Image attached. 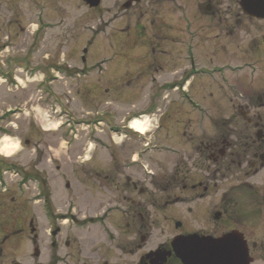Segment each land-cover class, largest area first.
Returning a JSON list of instances; mask_svg holds the SVG:
<instances>
[{
	"label": "rangeland",
	"instance_id": "rangeland-1",
	"mask_svg": "<svg viewBox=\"0 0 264 264\" xmlns=\"http://www.w3.org/2000/svg\"><path fill=\"white\" fill-rule=\"evenodd\" d=\"M116 2L120 0H102L100 7L91 9L83 0H0V136L5 131L9 143L14 142L18 147L9 154L0 153V158L24 166L32 175L42 170L39 174L46 178L55 194L50 210H58L60 214L72 211L76 218L88 214L89 209V213L99 211L86 196V187L95 185V179H87L84 168L74 163L76 154H82L81 150L86 145L84 137L90 132L88 123L103 119L119 129L122 119L145 114L141 118L148 120V132L151 131L146 133L145 139L154 142L151 135L160 123L166 128L159 134L160 141L171 139L177 148L180 129L192 116L190 132L193 137L215 138L226 134L231 142L243 144L250 134H255V130L250 129L239 107H252L264 102V45H261L264 24L243 22L236 24L227 34L220 30L224 26L216 19L199 18L196 27L200 35L196 41L209 55L202 59L201 64L212 75H200L188 83L195 101L203 108L202 119H197L194 114H186L193 108L190 110V105L183 103L181 95L173 90L175 86L180 88L185 69L162 63L167 70L157 73L154 72L157 66L152 65L148 69L147 62L135 61V53L132 56L134 63L127 56L121 58L127 48H142L138 44L148 41L144 35L120 34L126 23L121 24L115 18ZM237 10L235 6V13ZM207 27L215 28L216 32H206ZM185 37L188 43L193 41L192 35ZM180 39L178 33L169 36V40L177 43L176 47ZM85 48L88 49L85 55L87 63L82 64ZM248 49H260V52L256 55L249 53ZM201 56L206 57L202 53ZM137 58L141 59V56ZM83 75L86 76L79 78ZM157 77L158 80L153 81L152 78ZM18 82L21 85H17ZM164 82H168L165 93L154 98L153 87ZM56 94L58 99L54 100ZM14 107L13 113L5 112ZM51 107L54 110L50 111ZM66 111L69 115L65 114ZM251 115L250 119L259 115L264 117V110L253 111ZM70 122L76 131H70ZM105 124H100L91 133L90 140H94L95 147L88 153L90 158L101 164L112 161L109 154L127 155L134 150L139 169L146 174L152 170L156 172L158 185L164 187L163 172L174 167L176 158L167 154L156 156L152 167L148 168L147 153H142L145 142H141L139 135L128 129L111 135ZM62 129L59 135L58 131ZM111 136L117 137L116 142L123 145L121 150H115L117 147L113 144L112 148L111 141L104 139H111ZM61 137L66 138L65 141ZM101 141L110 145V152L102 150ZM13 172L11 168V172L6 173V184L13 190L21 186L29 201H18L16 193L12 192L6 209L12 222L15 217L25 218L27 234L19 242L11 241L6 245L4 254L8 252V256L0 257L2 264H53L51 242L54 238L51 234L57 226L47 220L43 204L34 203L36 179L25 180L23 186ZM251 183L261 188L264 172ZM165 195L162 190L155 189L156 202ZM153 213L157 219L153 231L155 242L174 237L178 231L164 220L170 209L156 204ZM31 221L35 234L30 233ZM203 222L199 218L191 225L196 228ZM60 227L64 235L100 234L102 229L77 227L69 225L68 221ZM35 236L38 237L35 243L28 239ZM35 248L40 250L39 258L34 257Z\"/></svg>",
	"mask_w": 264,
	"mask_h": 264
},
{
	"label": "flooded vegetation",
	"instance_id": "flooded-vegetation-1",
	"mask_svg": "<svg viewBox=\"0 0 264 264\" xmlns=\"http://www.w3.org/2000/svg\"><path fill=\"white\" fill-rule=\"evenodd\" d=\"M241 2L120 0L114 4L116 20L121 24L126 23L120 29V34L144 35L148 41L138 44L142 48H127L121 58L127 56L132 63L139 60L143 64L147 62L148 69L155 65L157 68L154 72L157 73L167 70L162 63L185 69L180 88L175 86L173 90L181 95L183 103L190 105V110L193 108L186 114H194L197 119H202L203 108L195 101L191 84H188L197 76L207 73L201 61L209 55L196 41L200 35L196 24L200 17L213 18L224 26L220 30L227 34L236 24L243 22L250 24L257 21L264 24V19L259 20L245 13L240 6ZM235 6L238 9L236 13ZM205 31L216 32L213 27H207ZM176 33L181 37L178 47L177 43L169 40V36ZM185 35H192L194 42L188 43ZM261 40V45H264V35ZM248 51L257 55L260 49ZM134 53L135 61L132 59ZM201 53L206 57H202ZM138 55L141 59L137 58ZM158 78L152 79L157 81ZM167 83L154 86V96L164 94ZM239 109L250 129L255 130V134H250L243 144L231 142L226 134L215 138L193 137L190 132L192 116H189L188 123L180 129L179 148H176L171 139L160 141L159 134L166 128L157 124L152 134L154 142L143 145L148 168L152 167L156 156L167 154L176 158L174 167L163 172L164 187L158 185L156 172L152 170L146 174L139 169V160L135 158L134 150L127 155H111L109 158L112 161L101 164L93 159L84 160L81 164L75 160L78 167L84 168L87 179H95V185L86 187V196L99 208V211L89 213L88 207V214L82 217L79 215V218L72 211L60 214L58 210H50L55 194L46 178L39 174L43 171L38 170L34 203L43 204L47 220L57 226L54 230L57 234L51 242L53 264H184L174 253L172 242L179 236L195 234L200 238L212 239L231 234L245 243L251 264H264V184L259 188L251 183L264 172V117L259 115L250 119V116L256 115H251V112L264 110V102L252 107L240 106ZM141 142H144L142 138ZM115 147V150H121L123 145L116 143ZM9 165L5 160H0V257L8 256V252L4 254L8 243L18 242L26 238L27 234L25 218L15 217L12 222L6 209L12 192L16 193L18 201H29L26 192H19L17 187L13 190L12 186L6 184L4 169ZM22 176L25 178L26 173H22ZM232 180L233 183L230 182ZM66 187L70 189L69 185ZM155 189L166 194L160 196L162 198L158 202ZM156 204L163 209H170L169 216L165 215L164 220L169 221L178 231L171 239L161 242H155L153 236L157 220L153 213ZM199 218L205 222L193 228L192 221ZM66 221L77 227H100L101 233L64 235L60 226L65 225ZM29 239L35 243L38 237ZM65 249L68 252L62 253ZM2 262L0 258V264Z\"/></svg>",
	"mask_w": 264,
	"mask_h": 264
},
{
	"label": "water",
	"instance_id": "water-1",
	"mask_svg": "<svg viewBox=\"0 0 264 264\" xmlns=\"http://www.w3.org/2000/svg\"><path fill=\"white\" fill-rule=\"evenodd\" d=\"M84 1L91 8H96L102 0ZM241 5L250 16L264 19V5L252 9L248 5V0L243 1ZM172 245L184 264H251L245 244L231 234L220 239L200 238L198 235L179 236ZM39 255V250L35 249L34 256Z\"/></svg>",
	"mask_w": 264,
	"mask_h": 264
},
{
	"label": "bare ground",
	"instance_id": "bare-ground-1",
	"mask_svg": "<svg viewBox=\"0 0 264 264\" xmlns=\"http://www.w3.org/2000/svg\"><path fill=\"white\" fill-rule=\"evenodd\" d=\"M131 126H132V129L135 131V132H138L142 135H144L146 132H147V129H148V124L147 122L141 120V119H134L132 122H131ZM8 145H12L13 147H7ZM7 147V150L2 152V153H5V154H9L11 151L13 150H16L17 147V144L16 143H9V140L7 138H3L1 141H0V149H4Z\"/></svg>",
	"mask_w": 264,
	"mask_h": 264
},
{
	"label": "clouds",
	"instance_id": "clouds-1",
	"mask_svg": "<svg viewBox=\"0 0 264 264\" xmlns=\"http://www.w3.org/2000/svg\"><path fill=\"white\" fill-rule=\"evenodd\" d=\"M7 147H13L12 145H8ZM7 147L6 148H4V149H0V153H2V152H4V151H6L7 150Z\"/></svg>",
	"mask_w": 264,
	"mask_h": 264
}]
</instances>
